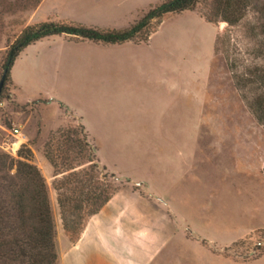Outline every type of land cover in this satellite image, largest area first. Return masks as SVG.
Here are the masks:
<instances>
[{
    "label": "rangeland",
    "instance_id": "374dc122",
    "mask_svg": "<svg viewBox=\"0 0 264 264\" xmlns=\"http://www.w3.org/2000/svg\"><path fill=\"white\" fill-rule=\"evenodd\" d=\"M163 1L0 0V78L9 45L27 25L54 20L125 29ZM213 2L151 20L143 33L156 31L146 41L52 34L14 58L0 90V153L16 160L31 151L56 240L66 233L57 198L69 215L68 195L86 198L101 185L96 175L107 171L118 177L109 180L117 189L146 188L173 209L183 230L161 255L165 264H264V126L247 103L264 93V85L248 82L264 66V0L234 25L205 21L200 12ZM79 123L100 165H88V147L66 161L55 146L51 165L47 142ZM11 127L21 130L22 143ZM90 176L97 180L87 183ZM91 208L85 199L84 213Z\"/></svg>",
    "mask_w": 264,
    "mask_h": 264
},
{
    "label": "trees",
    "instance_id": "16d2710c",
    "mask_svg": "<svg viewBox=\"0 0 264 264\" xmlns=\"http://www.w3.org/2000/svg\"><path fill=\"white\" fill-rule=\"evenodd\" d=\"M36 1L38 0H34ZM198 2L199 0H165L149 8L141 18L125 29L100 30L54 20L27 25L8 47L3 64L4 81L8 78L9 68L16 55L28 44L42 37L64 34L103 43H120L127 40L136 43L146 41L150 33L156 31L154 27L143 33V29L151 20H161L174 13L194 10ZM255 2L256 0H214L209 11L200 13L205 21L211 24H215L219 17L227 24L234 25ZM263 10L264 8L261 12ZM259 27L264 36L263 19L259 22ZM256 73L257 78L248 82L261 87L264 85V66L256 70ZM248 82L245 81V85ZM247 103L256 119L264 126V93L259 92ZM59 104L63 107V104ZM79 124V130L69 125L57 130V135L49 139L44 155L51 165L56 166L51 152L53 146L58 157L66 161L72 159L73 154L75 157L81 155L84 147H88L89 156L86 160L88 165L91 164L90 167H96V163L100 165L96 159L94 146L87 138L83 125ZM78 135H81V139L77 138ZM61 152L65 156H62ZM18 155L19 158L15 160L7 153H0V264H54L57 259L56 238L47 186L39 168L30 159L31 151L26 148L25 153ZM101 168L105 171V167L101 166ZM96 177L102 180L101 185L93 186L86 198L68 195L66 200L74 201V210L69 215L65 212L60 197L57 198L64 233L66 232L65 235L70 241H75L79 237L87 219L118 190L110 182V179L118 180L115 174L106 171ZM96 177L90 176L89 180L85 181L91 184V179ZM83 185L86 184L83 183ZM85 199L91 203L92 208L84 213Z\"/></svg>",
    "mask_w": 264,
    "mask_h": 264
},
{
    "label": "crops",
    "instance_id": "0c3cea01",
    "mask_svg": "<svg viewBox=\"0 0 264 264\" xmlns=\"http://www.w3.org/2000/svg\"><path fill=\"white\" fill-rule=\"evenodd\" d=\"M178 230L183 226L165 200L125 185L87 219L75 241L57 235L54 264H165L161 255Z\"/></svg>",
    "mask_w": 264,
    "mask_h": 264
},
{
    "label": "built area",
    "instance_id": "2783aa9c",
    "mask_svg": "<svg viewBox=\"0 0 264 264\" xmlns=\"http://www.w3.org/2000/svg\"><path fill=\"white\" fill-rule=\"evenodd\" d=\"M0 127L3 128L1 123H0ZM8 131L20 143L24 141L25 138L23 137L22 132L18 127H11L9 128Z\"/></svg>",
    "mask_w": 264,
    "mask_h": 264
},
{
    "label": "water",
    "instance_id": "95a60500",
    "mask_svg": "<svg viewBox=\"0 0 264 264\" xmlns=\"http://www.w3.org/2000/svg\"><path fill=\"white\" fill-rule=\"evenodd\" d=\"M4 77H5V71H4V73L1 75V78H0V90H1V88H2V86H3Z\"/></svg>",
    "mask_w": 264,
    "mask_h": 264
}]
</instances>
